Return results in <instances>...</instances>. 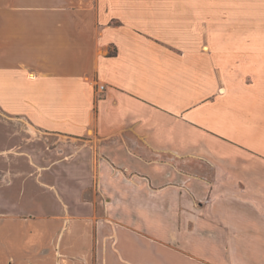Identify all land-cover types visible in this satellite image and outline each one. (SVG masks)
<instances>
[{
    "label": "crops",
    "instance_id": "crops-1",
    "mask_svg": "<svg viewBox=\"0 0 264 264\" xmlns=\"http://www.w3.org/2000/svg\"><path fill=\"white\" fill-rule=\"evenodd\" d=\"M228 245L264 264V0H0V264Z\"/></svg>",
    "mask_w": 264,
    "mask_h": 264
},
{
    "label": "rangeland",
    "instance_id": "rangeland-1",
    "mask_svg": "<svg viewBox=\"0 0 264 264\" xmlns=\"http://www.w3.org/2000/svg\"><path fill=\"white\" fill-rule=\"evenodd\" d=\"M83 139H85V138H81V139H78V140H75V139H71L72 141H75L77 144H75L78 148H81V147H83V143L85 142V140H83ZM63 140H69V138H66V137H63ZM91 141L93 140V139H90ZM95 150V149H94ZM208 167L209 166H206V168H205V170L206 171H208L209 169H208ZM200 199L201 200H204L202 197H200ZM207 200V198L205 199V201ZM197 204L198 205H200V202H197ZM206 253H207V250L210 248V246H209V243L207 242V244H206ZM212 247L213 246H211V249H212ZM193 248H195V247H193ZM213 253H215V256H218V254H220L221 255V257H222V260H223V264H233V259H231V260H227V259H225L227 256H231L232 255V257H233V245H228V246H220V248L219 249H217V250H213ZM208 255V254H207ZM227 260V261H226ZM226 261V262H225Z\"/></svg>",
    "mask_w": 264,
    "mask_h": 264
},
{
    "label": "built area",
    "instance_id": "built-area-1",
    "mask_svg": "<svg viewBox=\"0 0 264 264\" xmlns=\"http://www.w3.org/2000/svg\"><path fill=\"white\" fill-rule=\"evenodd\" d=\"M104 88H105V86H104V85H102V84H101V85H99V89H100V90H103Z\"/></svg>",
    "mask_w": 264,
    "mask_h": 264
}]
</instances>
